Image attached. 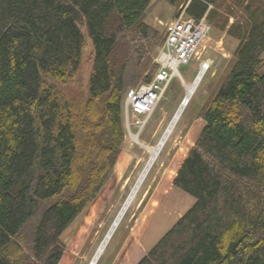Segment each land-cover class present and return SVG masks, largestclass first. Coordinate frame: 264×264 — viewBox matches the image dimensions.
<instances>
[{"label":"trees","instance_id":"trees-1","mask_svg":"<svg viewBox=\"0 0 264 264\" xmlns=\"http://www.w3.org/2000/svg\"><path fill=\"white\" fill-rule=\"evenodd\" d=\"M152 1L0 0V264H59L114 175L125 97L158 70ZM189 1L240 43L174 179L195 203L138 264H264V0ZM86 35L88 96L70 98L58 84L80 77Z\"/></svg>","mask_w":264,"mask_h":264},{"label":"rangeland","instance_id":"rangeland-1","mask_svg":"<svg viewBox=\"0 0 264 264\" xmlns=\"http://www.w3.org/2000/svg\"><path fill=\"white\" fill-rule=\"evenodd\" d=\"M188 2L189 0H181L178 5H172L169 0H153L150 4L145 16V22L159 32L160 39L156 45L148 47L147 69L156 65L159 50L165 41V24L174 19L181 8ZM212 8L213 6H211ZM218 10L220 15V9ZM234 22L235 18L230 16L229 25ZM211 28L208 38L199 48L198 55L188 64L180 66L179 73H181L183 79L176 77L172 81L150 121L139 136L140 143L148 146H156L158 144L187 95V85L196 80L201 69V63L209 62L208 71L200 81L159 158L144 181L136 199L97 264L115 263L120 244L136 227L138 220L145 215L146 206L150 202L151 195L160 182L161 177L164 178L168 172V177H170L173 168L178 167L183 157L188 155L194 147L193 142L196 136L191 135L189 137V127L193 119L197 117L205 103L209 102L229 73L234 62V53L240 43L238 39L228 35L226 31L220 30L219 27L211 26ZM93 56V46L86 35V48L80 77L67 85L58 84V88L62 89L68 97L80 98L88 96ZM207 60L213 61L211 67L210 61ZM261 72H264V64ZM131 120L135 121L136 117L132 115ZM132 132L137 134L138 130L132 128ZM140 143L132 139L127 129L125 150L133 157L127 172L124 176L120 174L119 168L122 166V161L119 162L117 174L109 180L95 203L72 225V229L64 236L66 245L65 257L70 259V264H90L107 236L149 160L148 150ZM129 149H133L134 153H131ZM191 202L190 204V199L184 201L187 206L190 204L189 206L193 207L194 200L191 199Z\"/></svg>","mask_w":264,"mask_h":264},{"label":"built area","instance_id":"built-area-1","mask_svg":"<svg viewBox=\"0 0 264 264\" xmlns=\"http://www.w3.org/2000/svg\"><path fill=\"white\" fill-rule=\"evenodd\" d=\"M189 3L190 1L174 19L165 24V41L156 59L158 70L154 79L150 83H142L137 88L130 89L125 97L124 121L131 136L135 134L132 128H136L140 136L172 81L176 77L183 79L177 69L198 55L200 46L211 32L206 15L198 20L188 14ZM207 61H210L211 67L213 61ZM132 115L136 117L135 121L131 120Z\"/></svg>","mask_w":264,"mask_h":264},{"label":"crops","instance_id":"crops-1","mask_svg":"<svg viewBox=\"0 0 264 264\" xmlns=\"http://www.w3.org/2000/svg\"><path fill=\"white\" fill-rule=\"evenodd\" d=\"M205 125L206 122L199 114L193 119L189 127V137L191 135L196 136L193 146L199 139ZM125 144L122 155L116 164L114 175L117 174L119 162L122 161L119 172L124 176L133 160L131 154L125 150ZM129 151L132 153L134 150L129 149ZM186 157L187 155L183 157L178 167L173 168L170 177H168L169 172L166 173L164 178L161 177L160 182L151 195L150 202L146 206L145 215L138 220L136 227L131 231L124 242L120 244L114 264H138L191 208L189 206L192 203L191 199H193L195 203V199L192 196L174 186V179ZM187 199H190V204H188V206L184 203ZM70 263V259L64 255L59 264Z\"/></svg>","mask_w":264,"mask_h":264},{"label":"bare ground","instance_id":"bare-ground-1","mask_svg":"<svg viewBox=\"0 0 264 264\" xmlns=\"http://www.w3.org/2000/svg\"><path fill=\"white\" fill-rule=\"evenodd\" d=\"M210 9H211V6H210ZM205 15H206V19H207L208 13ZM207 21H208V19H207ZM208 69H209V62L203 63L201 65V69H200L199 75L197 76L196 80L193 83L187 85V95H186L185 99L183 100L184 104L180 106L179 111L176 113L173 121L168 126V128L166 129L165 133L163 134L162 138L160 139V141L158 142V144L156 146H148V145H145L144 143H140L138 134H132V139L139 142L143 147H145L148 150L149 160L147 162V165L145 166V168L141 172L139 178L137 179V182L135 183L134 187L132 188L128 199L126 200L123 207L121 208V210H120L118 216L116 217V219H115L111 229L109 230L107 236L105 237L104 241L102 242L99 249L97 250L94 258L91 261V263L92 262L94 263L97 261L96 262V264H97L99 259L103 255V253L106 250L110 240L112 239L114 233L116 232L117 228L121 224L124 216L126 215L127 211L131 207L132 203L136 199L144 181L146 180L149 172L151 171V169L155 165L157 159L159 158L160 153L162 152V150L165 147L167 141L169 140L171 134L173 133L174 128H175L177 122L179 121L183 111L185 110V108L189 104V101L191 100L192 96L194 95V92L196 91L197 87L199 86L200 81L202 80L203 76L208 71ZM177 73L179 74V69H177Z\"/></svg>","mask_w":264,"mask_h":264},{"label":"water","instance_id":"water-1","mask_svg":"<svg viewBox=\"0 0 264 264\" xmlns=\"http://www.w3.org/2000/svg\"><path fill=\"white\" fill-rule=\"evenodd\" d=\"M183 104H184V102H183L181 105H183ZM96 262H97V261H96ZM96 262H94V263L92 262L91 264H96Z\"/></svg>","mask_w":264,"mask_h":264}]
</instances>
